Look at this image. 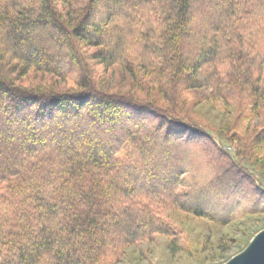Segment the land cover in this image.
I'll return each mask as SVG.
<instances>
[{"label": "trees", "instance_id": "obj_1", "mask_svg": "<svg viewBox=\"0 0 264 264\" xmlns=\"http://www.w3.org/2000/svg\"><path fill=\"white\" fill-rule=\"evenodd\" d=\"M116 67L131 84L99 88ZM199 90L237 110L226 129L186 105ZM1 131L0 264H118L171 213L264 215L262 178L217 140L250 164L264 147V0H0ZM158 145L160 192L137 172Z\"/></svg>", "mask_w": 264, "mask_h": 264}, {"label": "rangeland", "instance_id": "obj_2", "mask_svg": "<svg viewBox=\"0 0 264 264\" xmlns=\"http://www.w3.org/2000/svg\"><path fill=\"white\" fill-rule=\"evenodd\" d=\"M31 77L32 74L29 73L24 79L22 78L21 84L25 86L29 85L31 83L29 80ZM97 79H99V88L106 91L117 86L127 88L131 84L130 75L126 71L117 67L110 73H104L101 77H98L97 75ZM97 79L96 81H98ZM202 92L203 90H199L190 93L191 95L189 94L186 105H189L190 107L192 106V113L196 114L197 117L202 118L204 122L215 131L222 130L224 127L226 129L232 119L231 116L233 119L236 117L234 115L237 113V110L233 107L230 108L231 110L229 112L223 113L210 102L198 103L199 96ZM242 109L243 107L240 106L239 113H241ZM1 133V139H3V141L5 139L7 140V132L1 131ZM100 136L103 137L102 135ZM221 136L222 135H220L219 138H216L221 143L223 150L232 156L237 155V161L242 165H245V168H247V170H249L254 176L259 175L264 183V147L262 149L260 147L261 150H258L257 146V150L260 154H258V156L255 154L252 158H256V160L250 164L247 161V158L241 160L242 157L238 155L239 149L241 152L240 155L242 152L246 154V152L241 149L243 148L242 142L237 143L235 141L236 143H228L226 142V139ZM19 140H21L19 141L21 145H25V139ZM63 141L65 142H63L64 145H69L68 140ZM177 147L179 146L173 145L168 150L172 153L175 149H178ZM162 149L163 146L158 145V152L155 150L154 153L151 152L148 154V157L150 156L151 160H156L154 164L152 163L150 166L148 165L150 168H140L141 170H136L137 172H141L142 170L145 172L147 171L148 175L145 177L143 187L146 189L154 188L159 192L160 190L163 191L167 188V185L164 184L165 181L161 179V175L169 169L168 167L171 164L168 160H162V158L159 157V151ZM185 149L187 150V148ZM168 150L165 152L169 153ZM182 150L185 152L183 148ZM86 153L91 155L88 148ZM247 154H249V152ZM196 157L198 156L196 155ZM199 157L194 160L190 155L189 160L193 163L191 169L193 172L205 173L206 170L204 165L207 167L206 164L208 162V157H203L206 162L201 156ZM142 158L144 159L145 164H149L146 156ZM204 162L206 164H204ZM145 166L147 167V165ZM223 180L225 183L227 179L224 178ZM198 195H194L195 199L201 201L202 199L199 198ZM209 203L212 204V206H217V202H215V204L213 201ZM218 206L222 207L221 205ZM171 214L173 222L167 219V216H163L165 217L164 222L168 225L167 229L169 230L170 236L157 234L151 241L137 242L127 249L125 255L118 264H225L232 257L243 252L251 240L259 232L264 230V215L253 214L241 219L233 220L227 225H220L207 219L192 217L186 213L174 212ZM174 241L176 247L178 246V250H173L171 246Z\"/></svg>", "mask_w": 264, "mask_h": 264}, {"label": "water", "instance_id": "obj_3", "mask_svg": "<svg viewBox=\"0 0 264 264\" xmlns=\"http://www.w3.org/2000/svg\"><path fill=\"white\" fill-rule=\"evenodd\" d=\"M225 264H264V230L251 240L243 252Z\"/></svg>", "mask_w": 264, "mask_h": 264}]
</instances>
